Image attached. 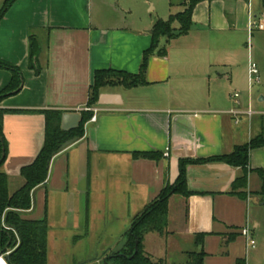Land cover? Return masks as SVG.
Listing matches in <instances>:
<instances>
[{
    "label": "crops",
    "instance_id": "obj_1",
    "mask_svg": "<svg viewBox=\"0 0 264 264\" xmlns=\"http://www.w3.org/2000/svg\"><path fill=\"white\" fill-rule=\"evenodd\" d=\"M180 1L183 11L185 0ZM126 13L125 3L106 0H17L0 22V60L18 66L24 83L0 107L80 114L88 108L97 71L138 74L152 45L153 25L162 18L138 24ZM251 16L264 20L262 0L201 2L191 31L163 40L167 55L150 58L147 85L102 90L118 105L98 104L96 122L54 158L47 182L34 191L32 209L24 215L48 223V264H102L123 249L134 218L167 184L175 183L180 161L230 154L264 134V111L254 109L251 97V89L261 83L263 58L256 59L260 82L252 85L249 77L248 97L242 102L237 92L244 90L237 71L249 75L252 61L246 59L248 40L264 32L249 34ZM31 34L41 43L39 75L29 67ZM11 80V72L0 69V92ZM45 127V116L39 113L5 115L8 154L2 170L9 177L10 195L24 185L21 169L43 149ZM139 152L163 155L159 160L136 159ZM258 169H264L263 148L250 152L247 197L241 199L230 191L242 169L224 163L188 166V185L196 193L170 198L167 232L145 236L146 255L159 264H176L175 254L186 257L190 252H204L203 264L242 259L264 264ZM246 226L254 248L242 235ZM197 234H207L202 245ZM87 253L93 259L83 260ZM6 256L0 264H8Z\"/></svg>",
    "mask_w": 264,
    "mask_h": 264
},
{
    "label": "trees",
    "instance_id": "obj_2",
    "mask_svg": "<svg viewBox=\"0 0 264 264\" xmlns=\"http://www.w3.org/2000/svg\"><path fill=\"white\" fill-rule=\"evenodd\" d=\"M17 0H5L0 6V22ZM205 1L215 0H185L183 11L170 15L168 20L158 19L152 28V45L144 52L143 61L138 74H129L117 70H100L95 73L94 85L90 89L88 108L98 107L99 97L104 88L121 86L131 89L147 85L146 73L150 58L154 55L165 57L167 44L188 34L193 28V13L196 6ZM264 6V0H262ZM41 43L35 34L29 37V67L39 75L42 68L39 64ZM0 69L12 74L11 82L0 92V106L7 98L18 94L24 83L21 69L18 66L0 60ZM39 113L45 116V143L36 160L21 169L24 185L13 195L9 192V177L2 170L7 154L8 144L4 135V117L7 114ZM64 112L58 110H6L0 107V257L9 253L8 264H48V232L46 220L32 221L24 218L33 206V193L45 185L54 158L62 152L63 145L73 138L81 140L86 133L87 125L94 116L92 111L80 112L81 121L77 129L65 132L61 129ZM264 149V134L254 136L249 143L238 146L230 154L199 160H182L179 163V175L175 183L167 184L157 198L131 223L123 249L110 259L111 264H153L144 251V238L149 233L165 235L168 227L169 200L173 195L190 197L196 192L188 185L187 169L190 165L224 163L230 167L242 169V176L231 186L230 194L241 199L247 197L250 152ZM162 153H134L136 159L159 160ZM263 180L260 195L264 197V169L254 171ZM207 234H197L198 244H203ZM231 238L227 239L230 242ZM205 253H191L190 264H203ZM159 264V263H157ZM236 264H246L244 259Z\"/></svg>",
    "mask_w": 264,
    "mask_h": 264
},
{
    "label": "rangeland",
    "instance_id": "obj_3",
    "mask_svg": "<svg viewBox=\"0 0 264 264\" xmlns=\"http://www.w3.org/2000/svg\"><path fill=\"white\" fill-rule=\"evenodd\" d=\"M1 1V0H0ZM106 2H113V5H121L124 4L127 7V19L132 22H137L138 24H145L146 22L155 20L158 18H162L163 20H168L170 18V14H177L181 12L180 8V0H106ZM171 4L173 7H171ZM157 7V9L155 8ZM155 8V10H152ZM255 37L257 41H255ZM249 52L246 55V59L248 60L251 57L252 61L257 64L259 71L262 72L261 66L256 59L258 57L263 58L264 60V32L254 33V37L248 40ZM237 77H239V81L242 84L243 91L247 90V94L241 90H237L239 92L238 101L242 102L244 97H248L250 85H249V75L244 74L243 70L237 71ZM251 97L254 103L255 110H263L264 111V102H259V98L264 96V62H263V73L261 74V83L259 85L254 86L251 89ZM235 91H233L234 93ZM244 93V94H243ZM244 98V99H243ZM157 239V237H154ZM159 240V239H157ZM158 241L155 243L152 242V246L156 245ZM188 247V246H186ZM186 251H192L190 249H186ZM186 257H182L181 255H176V264H190L191 263V252ZM185 258V259H183ZM83 260L87 261L88 259H93V255L86 254L82 257ZM153 264H157V262L150 258Z\"/></svg>",
    "mask_w": 264,
    "mask_h": 264
},
{
    "label": "built area",
    "instance_id": "obj_4",
    "mask_svg": "<svg viewBox=\"0 0 264 264\" xmlns=\"http://www.w3.org/2000/svg\"><path fill=\"white\" fill-rule=\"evenodd\" d=\"M255 30L264 31V20H256V18L254 16H251L250 24H249V34L252 35ZM259 74H260V72H259V68H258L257 64H255L254 62H252L250 60V63H249V77H250V83L252 85L255 84V83H259L260 82ZM235 96L237 97L238 95H235ZM85 111L94 112V116L90 120V123H95L96 120H97L96 113L98 111H100V109H98L96 107H94V108H85ZM234 115H237V114L234 113ZM249 115H252L251 111L249 112ZM242 235L246 238L248 247L254 248L256 246V241L251 236V229H250L249 226H246L245 228H243ZM1 259H2V257L0 258V261H1Z\"/></svg>",
    "mask_w": 264,
    "mask_h": 264
},
{
    "label": "water",
    "instance_id": "obj_5",
    "mask_svg": "<svg viewBox=\"0 0 264 264\" xmlns=\"http://www.w3.org/2000/svg\"><path fill=\"white\" fill-rule=\"evenodd\" d=\"M98 104L100 106H113V105H118V102L117 99L113 96L101 94L99 97ZM80 121H81L80 114L72 113V112L64 113L61 121V129L65 132L75 130L79 127ZM78 141H79L78 138H73L69 140L63 145L62 151L68 149ZM8 260H9V254L6 256V261L8 262Z\"/></svg>",
    "mask_w": 264,
    "mask_h": 264
},
{
    "label": "flooded vegetation",
    "instance_id": "obj_6",
    "mask_svg": "<svg viewBox=\"0 0 264 264\" xmlns=\"http://www.w3.org/2000/svg\"><path fill=\"white\" fill-rule=\"evenodd\" d=\"M110 261H111V259H108V260L106 259V261L103 262L102 264H111Z\"/></svg>",
    "mask_w": 264,
    "mask_h": 264
}]
</instances>
